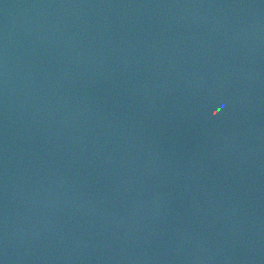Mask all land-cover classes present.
Listing matches in <instances>:
<instances>
[{"label":"water","instance_id":"obj_1","mask_svg":"<svg viewBox=\"0 0 264 264\" xmlns=\"http://www.w3.org/2000/svg\"><path fill=\"white\" fill-rule=\"evenodd\" d=\"M0 264H264V0H0Z\"/></svg>","mask_w":264,"mask_h":264}]
</instances>
